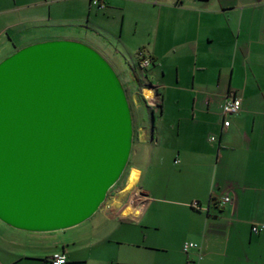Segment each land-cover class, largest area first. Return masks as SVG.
<instances>
[{
    "label": "crops",
    "instance_id": "1",
    "mask_svg": "<svg viewBox=\"0 0 264 264\" xmlns=\"http://www.w3.org/2000/svg\"><path fill=\"white\" fill-rule=\"evenodd\" d=\"M51 1L0 0V36L11 41L0 60L60 37L17 28L57 17L45 8ZM100 1L105 14L119 12L121 43L127 23L134 33L147 23V35L135 45L150 57L145 70L105 37L95 41L114 67H129L137 81L134 93L126 89L136 120L126 184L98 211L103 231L42 234L1 223L0 264H50L55 252L65 255V264H105L104 256H89L104 242L114 244L109 264H264V0ZM91 30L86 26L84 36ZM68 37L62 39L77 40ZM229 94L241 107L223 128L221 104ZM140 100L151 109L150 125L139 123ZM144 142L149 172L160 171L157 186L138 185L136 148ZM171 157L176 167L165 168ZM224 194L231 201L221 204ZM155 202L163 205L153 208ZM252 225L263 228L253 233ZM185 242L198 247L185 253Z\"/></svg>",
    "mask_w": 264,
    "mask_h": 264
},
{
    "label": "water",
    "instance_id": "2",
    "mask_svg": "<svg viewBox=\"0 0 264 264\" xmlns=\"http://www.w3.org/2000/svg\"><path fill=\"white\" fill-rule=\"evenodd\" d=\"M133 142L126 91L79 40L22 46L0 60V221L64 230L90 218L120 179Z\"/></svg>",
    "mask_w": 264,
    "mask_h": 264
},
{
    "label": "rangeland",
    "instance_id": "3",
    "mask_svg": "<svg viewBox=\"0 0 264 264\" xmlns=\"http://www.w3.org/2000/svg\"><path fill=\"white\" fill-rule=\"evenodd\" d=\"M45 8H51L54 14H56L57 17L51 18L49 21L45 20V22H36V23H30L27 25H18L17 28L21 29L24 27L25 29H29L32 27H35L39 31V34L44 35H53V36H60V37H53L54 39H62L63 36H69L68 38H77V40L81 41L82 39L85 41L91 42L89 46L94 48L98 51V45L95 42L98 40L99 42H102L100 39L101 36L105 37L107 41H110L112 44L120 48V50L126 55L127 59L129 61L133 60L135 63V66H137V53L139 50L135 49V45L138 42L139 39H143L147 35V23L146 22H140V24L137 27V31L134 33V30L136 27L132 25L131 23H127L124 30V42L121 43L120 39H118V29H119V23L120 18L118 16L119 12H116L114 18H112L109 14H105V10H102L100 8H97L95 5H90L88 0H53L50 2L49 5H46ZM70 11V12H68ZM89 11V18L87 16V13ZM108 16V17H107ZM105 24L108 25V28L110 31H105L102 29L101 26L105 27ZM86 26H88L89 29H92V39L91 37H85L83 34V31L86 29ZM45 28H48L49 30H46ZM91 30V31H92ZM14 30H9V34H14ZM114 33L111 34V33ZM12 36V35H11ZM12 38H15L13 36ZM66 38V37H65ZM14 40V39H13ZM50 40V39H48ZM15 42L18 43V41L15 39ZM84 42V41H81ZM7 44H11V41L6 36V33H2L0 36V53L3 54L7 50ZM88 44V43H86ZM99 52V51H98ZM100 53V52H99ZM101 54V53H100ZM102 55V54H101ZM8 56V55H7ZM104 57V55H102ZM106 59V57H104ZM2 60V59H1ZM107 60V59H106ZM108 61V60H107ZM109 64L112 66L114 71L116 72L118 78L120 79L122 85L124 88H126L129 93L130 91L134 93L137 89V81L135 80L132 70L129 69V67L126 70H119L118 68L114 67L110 61H108ZM138 69V68H137ZM130 70V71H129ZM128 102L130 101L128 93H126ZM130 105V102H129ZM140 110L142 114V119L140 120V124L145 126L150 125L152 122V114L151 109L146 105L144 102L140 100ZM131 114H132V120L133 124L135 125L134 116L132 107L130 105ZM213 136V135H211ZM148 143H142L139 144V146L136 148V161L135 164L141 169V179L139 182V186H143V184L149 186L151 185H158V177L160 174L158 172L160 171H154L153 175L149 172L148 166H146L147 163V152L148 150ZM147 149V150H146ZM131 157V155H130ZM129 157V164L125 172L123 173L122 177L112 186L109 191L107 192V196L105 199V202L102 204H108V202H111V200L114 198L115 194H118L119 190L126 184L128 172L132 166V158ZM168 158H170L169 155H167ZM165 168H173L176 167L175 164H173L172 157L171 160L168 159L167 164H164ZM155 170H158V167H156ZM129 182V181H128ZM163 204L160 203H154L153 208L155 206L161 207ZM101 206V207H102ZM100 209V208H99ZM99 209L87 220L74 225L72 227L66 228L64 230H67L68 235L70 236H78L83 235V233H86L88 230L92 229L94 227L96 232L103 231L105 229L104 225L105 223L102 221L100 214H98ZM3 222L0 221V233L2 232L3 226H1ZM64 230H57L52 232H37V233H59V231ZM92 239V238H91ZM0 245L3 247L5 246V242L0 238ZM113 242H104L102 246H96L92 252L89 253V256H104L105 260L109 264V260L114 257V250H113ZM97 247H107L105 250L102 248L100 251L97 249Z\"/></svg>",
    "mask_w": 264,
    "mask_h": 264
},
{
    "label": "built area",
    "instance_id": "4",
    "mask_svg": "<svg viewBox=\"0 0 264 264\" xmlns=\"http://www.w3.org/2000/svg\"><path fill=\"white\" fill-rule=\"evenodd\" d=\"M93 5H96L98 8L102 9L104 8V4L100 0H90ZM138 56V67L141 69H146L150 63V57L143 51L139 50L137 53ZM241 107V100L239 97L234 96L232 94H229L226 96V98L223 100L221 104V115L223 117V128H226L228 125V121L226 120V117L229 115L235 114L240 110ZM211 140L214 139V137L210 138ZM231 201V198L228 194H224L220 198V203H227ZM196 203H193L195 206ZM108 208V204H104L102 207ZM263 228V225H252L251 230L253 233H259L261 229ZM198 245L194 242H185L182 246L183 252L187 253L190 249L197 248ZM50 264H65L66 263V257L61 252H55L53 253L49 258Z\"/></svg>",
    "mask_w": 264,
    "mask_h": 264
},
{
    "label": "trees",
    "instance_id": "5",
    "mask_svg": "<svg viewBox=\"0 0 264 264\" xmlns=\"http://www.w3.org/2000/svg\"><path fill=\"white\" fill-rule=\"evenodd\" d=\"M141 69V68H140ZM142 70H145V69H142ZM136 78V77H135ZM125 89V91H126V88H124ZM134 133H135V127H134V124H133V137H134ZM128 164H129V161H128V163H127V165H126V167H125V170H126V168L128 167ZM125 172V171H124ZM123 172V173H124ZM123 175V174H122ZM122 175H121V177H122ZM120 177V178H121ZM114 186V185H113Z\"/></svg>",
    "mask_w": 264,
    "mask_h": 264
},
{
    "label": "bare ground",
    "instance_id": "6",
    "mask_svg": "<svg viewBox=\"0 0 264 264\" xmlns=\"http://www.w3.org/2000/svg\"><path fill=\"white\" fill-rule=\"evenodd\" d=\"M133 184H134V183L129 182V183H128V187H129V188L132 187Z\"/></svg>",
    "mask_w": 264,
    "mask_h": 264
}]
</instances>
